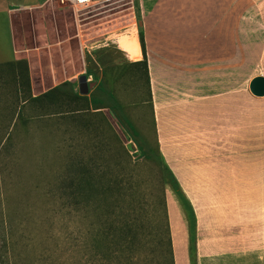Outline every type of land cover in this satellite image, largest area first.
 I'll use <instances>...</instances> for the list:
<instances>
[{
    "label": "rangeland",
    "instance_id": "rangeland-1",
    "mask_svg": "<svg viewBox=\"0 0 264 264\" xmlns=\"http://www.w3.org/2000/svg\"><path fill=\"white\" fill-rule=\"evenodd\" d=\"M128 2L90 0L85 6L73 7L62 0H49L38 11L26 13L16 22L19 25L16 46L24 50L26 57L0 62V264H85L90 218L88 213L82 214L80 222H76L63 191V181L70 172V160L78 155L86 163H101L105 172L125 173L132 177L136 200L144 203L149 198L154 203L146 202L153 209L146 224L154 233L148 236L147 244L141 250L142 264H170L164 218L159 208L154 210L158 206L156 197L163 187L169 204L177 264H186L182 222L187 227L189 246L190 242L196 246L193 207L174 174L175 171L183 183L169 150L180 115L177 107L174 114L171 108L178 102L164 103L165 96L159 93L162 82L154 74L152 101H149L145 84L141 80L135 81L128 70L119 71L121 79L115 85V92H109L111 87L103 79L105 67L100 72L95 66L96 50L91 43L110 29L129 27L133 10ZM253 40L254 34H248V41ZM234 51L231 50L232 56ZM255 51L250 46L246 49L248 77L254 66ZM129 55L133 57L131 52ZM16 63H19V71L12 66ZM83 75L87 76L89 85L85 94L80 92ZM233 75L232 88L240 81L234 80ZM55 87L86 96L92 110L102 111L106 116L120 143L99 116L92 117L100 126L96 133L67 116L43 114L47 104L26 102L21 105L19 101L25 95L36 97ZM196 87L197 83L194 84ZM153 94L162 150L169 164L158 150ZM78 105L79 102L74 100L71 106ZM19 106H22L24 118L17 117ZM61 109L52 108L55 112ZM7 132H10L9 137ZM120 144L124 145L126 153ZM161 175H164L165 184L160 180ZM187 176L189 196L202 227H205L217 213L207 212L198 204L199 198L204 197V205L207 198L221 204L222 193H194L201 179L194 181V169ZM209 233L203 232L204 245Z\"/></svg>",
    "mask_w": 264,
    "mask_h": 264
},
{
    "label": "crops",
    "instance_id": "crops-1",
    "mask_svg": "<svg viewBox=\"0 0 264 264\" xmlns=\"http://www.w3.org/2000/svg\"><path fill=\"white\" fill-rule=\"evenodd\" d=\"M48 1L0 0V62L26 57L24 50L16 46V22ZM128 3L133 10L129 27L110 29L91 43L96 50L95 66L101 72L106 66L142 60L140 30L143 31L150 80L153 74L161 80L159 93L165 96L164 103L178 102L171 106L173 114L177 107L180 115L169 150L183 183L172 167L174 174L193 207L197 263L264 264V95L255 96L250 90L251 80L264 76V0ZM252 33L254 40L248 41V34ZM131 34L141 49L137 57L129 55L127 39ZM248 46L256 50L249 77ZM231 50H235L233 56ZM13 65L19 71V63ZM232 74L234 80H240L233 88ZM153 98L160 152L169 164L162 150L154 94ZM193 169L194 181L201 179L194 193H222L221 204L207 198L204 205V197L199 198L198 204L207 212L217 213L205 227L198 219L186 185L185 177ZM182 225L184 256L186 264H190L189 235L186 224ZM170 228L177 264L171 222ZM204 231L205 235L210 232L205 245Z\"/></svg>",
    "mask_w": 264,
    "mask_h": 264
},
{
    "label": "trees",
    "instance_id": "trees-1",
    "mask_svg": "<svg viewBox=\"0 0 264 264\" xmlns=\"http://www.w3.org/2000/svg\"><path fill=\"white\" fill-rule=\"evenodd\" d=\"M140 41L144 58L126 64L105 67L103 79L111 87L109 92H115V85L121 79L119 71L128 70L129 73H132L131 76L135 81L141 80L145 84L149 101H152L146 43L142 30H140ZM74 100L79 102L78 107L71 106ZM19 101H21V105L26 102L31 105L34 103L47 104V106L44 105L46 112L43 114L67 116L74 123L94 130L96 133H99L100 126L95 124L96 121L92 117L99 116L101 122L106 123V126L112 131L113 137L120 143L106 116L102 111H93L84 95L73 94L55 87L36 97L25 95ZM54 106L62 109L55 112L52 110ZM21 108L22 106H19L18 118L19 116L23 117ZM9 136L10 132H7V137ZM120 148L125 150L123 144H120ZM158 150L162 155L160 148ZM156 163L158 164L159 161ZM100 166L101 163L92 162L89 164L81 156H75L70 160V172L63 181V191L74 212L75 221L80 222L82 214L88 213L90 218L87 225L88 238L85 243L88 250L85 264H142L141 250L145 246L144 244H147L148 236L154 233L146 224L151 211H153L148 203H154L149 198L146 199L148 203H140L136 200L137 197L131 186L132 177L125 173L105 172ZM160 180L165 184L164 175H161ZM160 190L159 196L156 197L158 206L154 207V210L159 208L163 215L165 234L169 244L170 264H175L165 188ZM79 229L80 227L77 225L78 232ZM189 255L190 264H198L194 242H190Z\"/></svg>",
    "mask_w": 264,
    "mask_h": 264
},
{
    "label": "water",
    "instance_id": "water-1",
    "mask_svg": "<svg viewBox=\"0 0 264 264\" xmlns=\"http://www.w3.org/2000/svg\"><path fill=\"white\" fill-rule=\"evenodd\" d=\"M250 90L255 96L264 95V76H256L250 82ZM89 91L88 78L86 75L80 77V92L85 94Z\"/></svg>",
    "mask_w": 264,
    "mask_h": 264
},
{
    "label": "bare ground",
    "instance_id": "bare-ground-1",
    "mask_svg": "<svg viewBox=\"0 0 264 264\" xmlns=\"http://www.w3.org/2000/svg\"><path fill=\"white\" fill-rule=\"evenodd\" d=\"M127 40H129L128 41V44H129V50H130V52H131V54H132V56H138L141 52V49H140V46H139V43H138V41L136 40V38L133 36V34H131L130 36H129V39H127ZM140 52V53H139ZM141 55V54H140Z\"/></svg>",
    "mask_w": 264,
    "mask_h": 264
},
{
    "label": "built area",
    "instance_id": "built-area-1",
    "mask_svg": "<svg viewBox=\"0 0 264 264\" xmlns=\"http://www.w3.org/2000/svg\"><path fill=\"white\" fill-rule=\"evenodd\" d=\"M69 4H71L73 7H79V6H85L90 0H62Z\"/></svg>",
    "mask_w": 264,
    "mask_h": 264
}]
</instances>
